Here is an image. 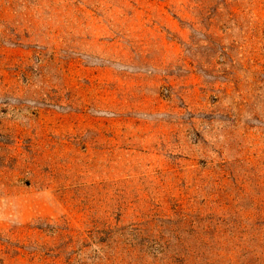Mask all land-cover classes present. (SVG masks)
<instances>
[{
  "label": "rangeland",
  "instance_id": "rangeland-1",
  "mask_svg": "<svg viewBox=\"0 0 264 264\" xmlns=\"http://www.w3.org/2000/svg\"><path fill=\"white\" fill-rule=\"evenodd\" d=\"M223 1L0 0V264L264 262V0Z\"/></svg>",
  "mask_w": 264,
  "mask_h": 264
},
{
  "label": "trees",
  "instance_id": "trees-1",
  "mask_svg": "<svg viewBox=\"0 0 264 264\" xmlns=\"http://www.w3.org/2000/svg\"><path fill=\"white\" fill-rule=\"evenodd\" d=\"M224 1H225V0H224ZM224 1H223V2H224ZM217 233H218V234L225 233V230L217 228ZM263 253H264V250H263ZM262 264H264V262H263Z\"/></svg>",
  "mask_w": 264,
  "mask_h": 264
}]
</instances>
